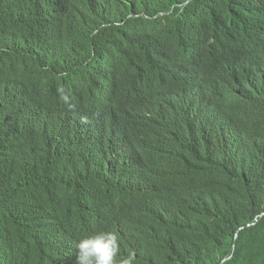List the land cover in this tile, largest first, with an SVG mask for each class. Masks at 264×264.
Instances as JSON below:
<instances>
[{"label":"trees","instance_id":"obj_1","mask_svg":"<svg viewBox=\"0 0 264 264\" xmlns=\"http://www.w3.org/2000/svg\"><path fill=\"white\" fill-rule=\"evenodd\" d=\"M195 34L264 55V0H0V264L113 230L136 264H264V126L162 91Z\"/></svg>","mask_w":264,"mask_h":264},{"label":"clouds","instance_id":"obj_2","mask_svg":"<svg viewBox=\"0 0 264 264\" xmlns=\"http://www.w3.org/2000/svg\"><path fill=\"white\" fill-rule=\"evenodd\" d=\"M242 37H247V34L219 42L214 36L193 35L191 51L172 61L176 73L169 74L171 84L164 86L162 91L169 96L186 82L191 89L205 91L202 99L204 109H208L207 104L217 102L236 111L239 117L251 112L253 118L264 126V55L251 50ZM148 98V90L132 95L116 106V111L121 112L125 119L138 115L141 128H145L149 119L143 114H148L145 105ZM181 104V98L174 96L172 105L182 108ZM208 117L213 118L211 115ZM119 252L118 233L115 230L100 231L81 238L75 244V264H136L135 251L128 252L126 256H120ZM50 262L46 254L43 264ZM52 264L69 263L63 258L62 261L57 259L55 254Z\"/></svg>","mask_w":264,"mask_h":264},{"label":"bare ground","instance_id":"obj_3","mask_svg":"<svg viewBox=\"0 0 264 264\" xmlns=\"http://www.w3.org/2000/svg\"><path fill=\"white\" fill-rule=\"evenodd\" d=\"M258 39V38H257ZM251 41V40H250ZM115 67V66H114ZM104 77V76H103ZM196 103H199V102H196ZM200 104V103H199ZM221 134V133H220ZM222 135H223V133H222ZM229 135V134H228ZM228 137V136H227ZM226 138V137H225ZM227 139V138H226Z\"/></svg>","mask_w":264,"mask_h":264}]
</instances>
